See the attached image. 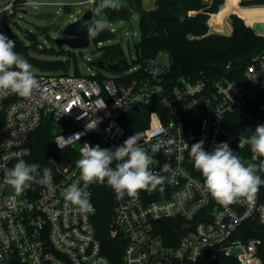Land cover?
<instances>
[{"label":"built area","instance_id":"2783aa9c","mask_svg":"<svg viewBox=\"0 0 264 264\" xmlns=\"http://www.w3.org/2000/svg\"><path fill=\"white\" fill-rule=\"evenodd\" d=\"M95 1L82 4L93 10ZM5 2L0 18L14 13L16 0ZM22 5L41 4L26 0ZM231 26L227 24L229 34ZM102 44L91 40L86 49L67 50L88 52L92 45L95 51ZM121 66L122 72L109 77L81 70L76 75L73 69L41 72L29 97L0 94V264H112L94 225V195L106 182L85 189L94 208L87 213L67 201L63 190L80 180L76 161L85 143L115 150L134 135L126 125L137 123L146 124L137 134L152 157L150 170L167 179L163 191L158 186L134 197L117 199L112 189L110 237L123 240L121 264H263L255 229L264 225V185L251 203L219 204L192 173L185 143L190 148L203 140L205 151H212L226 142L250 163L264 159H253L245 142L249 137L225 124L228 113L260 100L258 109L264 114V53L246 65L243 82L175 77L171 65L161 67L156 58L128 69ZM93 120L97 128L89 130L86 125ZM49 124L55 153L46 158L41 175L44 168L51 169V185L31 183L17 193L6 183V173L21 159L33 164V137ZM169 139L175 142L168 145ZM157 142L172 150L153 153Z\"/></svg>","mask_w":264,"mask_h":264},{"label":"trees","instance_id":"16d2710c","mask_svg":"<svg viewBox=\"0 0 264 264\" xmlns=\"http://www.w3.org/2000/svg\"><path fill=\"white\" fill-rule=\"evenodd\" d=\"M25 1L16 0L14 13L11 15L2 13L3 18H13L21 11L26 12L21 8ZM121 1L123 4H120L118 10L106 8L104 13L109 20H129L134 12L139 14L141 42L140 48L137 50L138 56L133 61V65L143 64L147 59L156 58L161 52L166 51L170 56L172 75L175 77L184 76L198 80L229 79L243 82L246 65L251 62L254 56L264 53V36L255 33L251 28L255 23H264V6H259L264 5V0H243L240 3L242 7L233 5L230 0H227L221 9L225 0H211L208 4L203 0H155L156 7L154 9H146L143 6V0ZM100 3L101 0L95 2L94 9ZM219 10L221 11L219 12ZM226 13L227 15L237 14L230 16L233 27L230 35L222 34L227 32ZM218 15L224 17V27H220L215 20ZM208 23L212 27V31L216 33L210 32ZM6 31L8 33L9 29L7 28ZM27 38V42L16 37H13L12 40L15 41L14 50L27 59L32 66L40 71L56 69L66 73L70 72L73 66L74 73L81 75L75 52L64 49L63 46H58L59 48L46 47L41 50L38 48L40 43L33 33ZM63 38L65 37L63 36ZM115 38V34L106 28L92 42L99 45ZM30 50L53 59L36 58L30 55ZM97 50L101 56L97 61L92 62L93 66L100 67V62H103V68H105L107 64L120 60L125 69L131 66L125 60L121 44L105 45ZM85 53L87 52L79 54L84 55ZM65 54H67V58H61ZM33 73L36 77V73ZM262 102L263 100H260L244 109L228 113L225 119L226 126L233 132L250 137L255 132L257 125L264 124V114L258 109ZM132 113L131 115L136 117L135 113ZM126 127L131 131V134H135L144 129L146 124L137 123L134 127L127 125ZM52 137L50 124L43 125L33 137V164L40 165V173L46 158L55 153ZM242 160L245 164L250 163L248 160ZM192 173L203 180L201 173L194 167ZM257 174L264 176V171H259ZM94 204L97 209L94 225L96 234L102 243L103 252L112 264H121L123 240L110 237L115 204L112 188L107 183L96 190ZM255 236L261 242L260 256L264 264V225L256 226Z\"/></svg>","mask_w":264,"mask_h":264},{"label":"clouds","instance_id":"9594fccd","mask_svg":"<svg viewBox=\"0 0 264 264\" xmlns=\"http://www.w3.org/2000/svg\"><path fill=\"white\" fill-rule=\"evenodd\" d=\"M104 8L118 10V0H101ZM87 28V39H96L106 30L107 24L97 19L93 26ZM15 41L0 32V94H16L22 98L31 95L37 86L32 65L15 50ZM162 88L157 87V92ZM98 121L87 124L89 130L97 128ZM161 131H163L161 129ZM175 141L169 139L168 145ZM250 144L253 159L264 157V124L257 125L255 132L245 141ZM59 147L61 145L58 144ZM189 156L193 167L203 177L204 188L221 205L228 206L246 200L251 203L255 200L264 179L257 173L264 171V159L259 164L247 163L235 154L226 142H221L212 151H205L204 141L194 143L189 148ZM161 148L171 151L164 143L157 142L151 146L153 153ZM152 157L140 143L139 134L129 136L122 145L115 150L92 146L85 143L80 149V159L76 161L80 180L67 186L64 198L82 212L94 211L85 190L89 184L107 183L115 192L117 199L125 195L134 197L140 190L153 191L162 185L166 177L150 170ZM39 164H29L19 160L5 176L6 183L12 185L17 193L22 192L31 183L44 186L51 185V169L44 168L41 175ZM83 181L84 187L80 186ZM170 182V181H169Z\"/></svg>","mask_w":264,"mask_h":264},{"label":"rangeland","instance_id":"374dc122","mask_svg":"<svg viewBox=\"0 0 264 264\" xmlns=\"http://www.w3.org/2000/svg\"><path fill=\"white\" fill-rule=\"evenodd\" d=\"M84 1L86 0H28V2L40 3L41 5H23L21 8L26 12H22L20 10L21 12L18 13L16 17L0 18V31L10 39L16 37L26 42L28 41L27 36L33 33V35L37 37L40 43L38 46L39 49L43 50L46 47L52 46L59 48V45L55 41L57 39L63 38V30L70 23L81 19L89 10L88 8L90 6L88 4H82V2ZM97 1L98 0H96L95 2ZM118 2L119 4H123L121 0H118ZM5 4V1H0V7L4 6ZM143 6L146 9H154L156 7L155 0H143ZM240 7L242 6L240 5ZM105 9L106 8H104L101 3L95 9L93 6L94 19L89 22V25L93 26L96 19L103 20L107 24V29L111 32H115L114 34L116 38L108 42H104L101 46L121 44L125 53V60L129 65H131L138 56L137 50H139L141 42L139 30V14L137 12H134L129 20H109V18H107L106 14L104 13ZM233 14L237 15L236 13H231V15ZM215 20L218 25H220V27H224L225 21L222 15H218ZM226 20L227 24H230L231 26L230 17L227 16V13ZM7 28L9 29L8 33L6 31ZM223 35H229L228 31ZM67 47V45L63 46L64 49H67ZM89 48V51L84 55L79 53H72L76 55V58L78 60V67L82 71V74L90 75L91 73L96 72L102 74L103 76L109 77L111 73L106 68L92 65V62L97 61L101 55L98 50L92 51V45ZM30 55L41 59H53L52 57H48L38 52H33L32 50H30ZM61 58H67V54L61 56ZM156 60L161 67L169 65L171 63L170 56L166 51H163L159 55H157ZM32 71L36 74H40L41 72H55L57 70L51 69L40 71L39 69L32 66Z\"/></svg>","mask_w":264,"mask_h":264},{"label":"water","instance_id":"95a60500","mask_svg":"<svg viewBox=\"0 0 264 264\" xmlns=\"http://www.w3.org/2000/svg\"><path fill=\"white\" fill-rule=\"evenodd\" d=\"M93 19H94V12L92 9H89L81 19H79L78 21H74L73 23H70L63 30V35L65 38L57 39L56 43L59 46L67 45L72 50L86 49L91 43V40L87 39L86 27H90L89 22ZM251 28L254 30L255 33L264 36V23H255ZM231 30L233 31L232 26H231ZM121 64L122 61L120 60L115 63L107 64L105 68L109 72H113V73L122 72L124 68L121 66ZM100 67L102 68L104 67L103 62H100ZM164 76L167 77L168 74Z\"/></svg>","mask_w":264,"mask_h":264},{"label":"crops","instance_id":"0c3cea01","mask_svg":"<svg viewBox=\"0 0 264 264\" xmlns=\"http://www.w3.org/2000/svg\"><path fill=\"white\" fill-rule=\"evenodd\" d=\"M226 1H227V0H226ZM226 1H225V3H226ZM231 2H232L233 5H236V6L240 7V5H239L240 0H232ZM230 15H231V14H228L227 16L230 17ZM230 21H231V20H230ZM229 28L231 29V27H229ZM230 29H229V30H230ZM229 35H230V34H229Z\"/></svg>","mask_w":264,"mask_h":264},{"label":"bare ground","instance_id":"6f19581e","mask_svg":"<svg viewBox=\"0 0 264 264\" xmlns=\"http://www.w3.org/2000/svg\"><path fill=\"white\" fill-rule=\"evenodd\" d=\"M222 8V7H221Z\"/></svg>","mask_w":264,"mask_h":264}]
</instances>
